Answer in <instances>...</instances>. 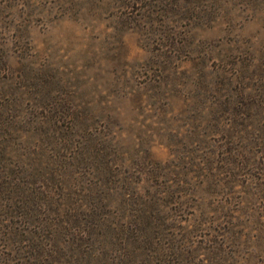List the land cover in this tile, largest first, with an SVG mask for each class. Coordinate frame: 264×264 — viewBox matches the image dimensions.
<instances>
[{
	"label": "rangeland",
	"instance_id": "1",
	"mask_svg": "<svg viewBox=\"0 0 264 264\" xmlns=\"http://www.w3.org/2000/svg\"><path fill=\"white\" fill-rule=\"evenodd\" d=\"M0 264H264V0H0Z\"/></svg>",
	"mask_w": 264,
	"mask_h": 264
}]
</instances>
